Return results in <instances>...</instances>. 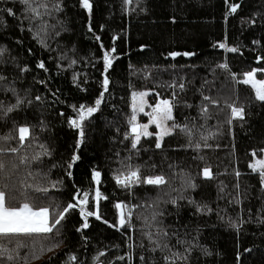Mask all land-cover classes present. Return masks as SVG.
I'll return each mask as SVG.
<instances>
[{"label":"trees","instance_id":"trees-1","mask_svg":"<svg viewBox=\"0 0 264 264\" xmlns=\"http://www.w3.org/2000/svg\"><path fill=\"white\" fill-rule=\"evenodd\" d=\"M90 2L91 13L81 0H0V137H9L0 139V190L14 206L26 193L53 219L89 193L52 233L0 237V264H264V184L249 166L264 149V102L241 81L264 69V0ZM229 3L239 5L235 13ZM145 89L172 100L170 126L191 134L176 128L160 148L152 135L133 149L130 93ZM102 92L80 142L69 122L78 119L74 107L94 106ZM231 107L243 108L244 119H233ZM22 126L34 136L23 147ZM129 166L168 183L123 188L115 177ZM97 188L100 219L88 217L83 229L79 209L96 211ZM117 203L131 209L124 227Z\"/></svg>","mask_w":264,"mask_h":264},{"label":"snow or ice","instance_id":"snow-or-ice-1","mask_svg":"<svg viewBox=\"0 0 264 264\" xmlns=\"http://www.w3.org/2000/svg\"><path fill=\"white\" fill-rule=\"evenodd\" d=\"M21 2L25 5L30 4V0H21ZM133 0H126V3L131 5ZM226 3H228V0H225ZM82 6L85 8L89 13L92 11V4L90 0H82ZM228 7L230 9V14L235 13L237 11V8L239 5L234 4H228ZM33 11H36L33 9ZM38 14V13H37ZM99 39V37H97ZM43 42V41H42ZM221 48L226 47L225 44L220 45ZM229 52H236V48H228ZM111 52H115V49H111ZM2 54V53H0ZM173 57H175L176 53L172 54ZM185 55H189L188 53H185ZM103 59L105 62V68L106 70L112 66L113 63V57L110 55V52L105 51L103 55ZM75 63V61H73ZM39 68L44 69L45 71V65L43 62H41L38 65ZM221 67H227L226 65H221ZM24 71H27V69H24ZM3 77L0 76V80H2ZM244 84H249L251 87L255 90V97L261 102H264V80H258L256 79V72H249L246 74V79L243 80ZM108 85H109V79L107 76H105L103 80V90L104 92L108 91ZM175 87V85H173ZM180 88H183V85H180ZM147 93H134L132 96V112L133 115L129 121L131 124V134L133 138L132 148L136 149L138 144L141 141V137H151L153 133L148 131L149 124H140L137 122V116L136 113H144L146 116L149 117L150 123L152 125H155L156 128L159 130L157 133L158 136V142L156 144L157 148L161 147V142L164 137L172 135L173 130L176 128H180L181 131H188V134L190 135V130H187L185 128H181L180 125L173 123L171 126L168 125V121L174 120L173 117V101L162 99L160 100L155 106L147 105L151 108L150 112H145V96ZM37 100L40 99V97H36ZM204 99H209L208 97H205ZM103 102V92L101 93L100 97L95 100L94 106L85 107L84 105H81L79 108H75L74 110L78 114L77 118H71L70 124L72 127L79 130V137L80 142H83L84 138V122L88 120L94 113H96L101 103ZM7 112H11L12 108L6 109ZM203 111L206 113L207 108H204ZM231 113L233 119H244V109L243 108H237V107H231ZM231 121H229L230 123ZM9 137H0V139H8ZM126 138H128L126 136ZM18 139L21 144V147H23L24 143L27 141H30L31 139H34V136L32 134V129H30L28 126H22L18 128ZM43 147V145H41ZM199 147V145H197ZM0 151H3L0 149ZM13 153L18 152L17 148H12L10 150ZM264 151V150H262ZM45 154H47L45 152ZM252 155L255 157L256 153L253 152ZM39 157H34V159H38ZM79 159V156H74L71 163H69L68 167L71 168L72 164L75 163L76 160ZM27 158H24L25 162ZM250 167L253 171L258 172L261 178L262 183H264V159H257L255 163L251 164ZM3 169V164H0V170ZM71 175V173H69ZM203 175L205 178H211V170L210 169H204ZM239 175V173H237ZM100 172L96 171L94 173V179L97 184L100 183ZM116 183L120 185L123 188H130L132 186L139 185L141 183L147 184V185H154V186H162L168 181L163 175H156V176H147L142 177L140 173V169H131L129 166L128 172L125 174L124 172H121L119 175L115 177ZM191 187H195L194 184L190 185ZM55 187V185H53ZM37 191L41 192H47V188H38ZM21 195L25 196V202L22 203L20 206H14L12 203V200L15 199V196H9V194L4 191L0 190V237H18V236H33L38 234H49L52 233L53 229L61 223V221L64 219L65 215L69 210L72 208L77 207L78 205H87L89 202V193L83 192V193H77L76 197L74 199L77 200L76 204H68L63 210L59 212V214L56 216L55 219L52 218L50 209L48 207H37L36 205L30 204L27 202V194L21 193ZM102 198L101 193L99 191V188L95 191V207L96 211H86L85 207H80V213L81 216L84 218V224L83 229H86L89 227L87 223V218L90 216L96 217V219H100V216L98 214V206L99 201ZM106 199V197H104ZM175 203V201H172ZM117 209L120 210L119 213V226L124 227L126 223H129L130 217H131V209L126 214L124 212V208L127 207V205L122 203H117L115 205ZM198 210H201L198 208ZM233 227H236L235 224H233ZM164 235H167V233H164ZM151 238V235H150ZM163 248H167V244H164L162 246ZM5 251V249L0 248V254H2ZM186 251H190L189 249H186ZM103 255V253H101ZM179 253H174L173 257L179 256ZM8 260H12V256L6 257ZM184 260H187V256L181 257ZM142 259V258H141ZM166 260H172L170 257H165ZM70 260L75 261L76 257L71 256Z\"/></svg>","mask_w":264,"mask_h":264},{"label":"rangeland","instance_id":"rangeland-1","mask_svg":"<svg viewBox=\"0 0 264 264\" xmlns=\"http://www.w3.org/2000/svg\"><path fill=\"white\" fill-rule=\"evenodd\" d=\"M82 1V0H81ZM221 44H224V43H220V45ZM224 49H228L227 47H224ZM105 63V62H104ZM253 71H255L256 72V79H258V80H264V69L263 68H259V67H254V68H252L251 70H249V71H246L244 74H243V76L241 77V81L243 82V80L244 79H246V74L247 73H249V72H253ZM251 86V85H250ZM253 91H254V95H255V90L253 89ZM147 93V95L145 96V101H146V106H145V112H150L151 111V108L150 107H148L147 105H152V106H155V104H157L160 100H162V99H167V100H170L169 98H161V97H154V95H152L153 94V91L152 90H150V89H145V90H133V91H131V93H130V109H131V117H132V115H133V112H132V96H133V94L134 93ZM136 116H137V122L138 123H140V124H149V128H148V131L149 132H151V133H153V135H155V137H156V139H157V142H158V136H157V133L159 132V130L156 128V126L155 125H152L151 123H150V120H149V117L148 116H146L144 113H140V112H138V113H136ZM131 119V118H130ZM168 125L170 126V121H168ZM130 133H131V124H130ZM131 136H132V134H131ZM143 137V136H142ZM141 137V138H142ZM132 140H133V138H132ZM262 150H264V149H262ZM261 150V152L260 153H256V156L254 157L253 155H252V159H251V161H250V163H249V166L251 165V164H253V163H255V161L257 160V159H264V151H262ZM251 168V167H250ZM252 169V168H251ZM203 173V172H202ZM264 184V183H263ZM117 211H118V221H117V224H118V226H119V213H120V210L119 209H117ZM124 212L127 214L128 213V211H127V209H126V207L124 208Z\"/></svg>","mask_w":264,"mask_h":264}]
</instances>
